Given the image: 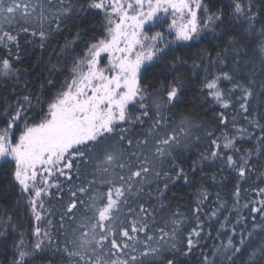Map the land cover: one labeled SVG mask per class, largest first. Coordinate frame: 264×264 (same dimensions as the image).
I'll return each instance as SVG.
<instances>
[{
    "label": "snow or ice",
    "instance_id": "snow-or-ice-1",
    "mask_svg": "<svg viewBox=\"0 0 264 264\" xmlns=\"http://www.w3.org/2000/svg\"><path fill=\"white\" fill-rule=\"evenodd\" d=\"M210 4L0 0V46L7 50L0 57V167L7 165L9 183L35 221L47 225L38 223L34 240H26L10 207L0 209V264H185L181 257L197 248L198 264H264V0H233L216 11ZM91 9L105 13L103 34L88 39L77 31L53 53L57 61H49L44 83L21 84L20 34L38 37L43 49L74 12ZM170 10L174 39L159 31L149 35L146 25L150 30L161 22L158 14ZM177 15L186 23L177 25ZM202 40L210 47L192 62L193 70L205 73L201 91L223 110L235 97L247 126L237 127L225 111L213 116L214 125L192 113L177 121L173 109L186 103L185 78H165L159 86L148 80L162 62L172 71L187 66L174 44ZM78 43L84 49L76 54ZM222 81L231 89H222ZM204 140L207 149L185 167ZM198 175L205 183L196 186L190 210L195 225L182 239L187 217L170 211L168 194L178 181L195 185ZM229 178L228 199L215 192V206L206 212L209 189L225 190ZM45 198L62 211L45 207ZM55 215L58 226L48 218ZM212 222L226 242L204 251L201 241L211 236L206 228Z\"/></svg>",
    "mask_w": 264,
    "mask_h": 264
},
{
    "label": "trees",
    "instance_id": "trees-1",
    "mask_svg": "<svg viewBox=\"0 0 264 264\" xmlns=\"http://www.w3.org/2000/svg\"><path fill=\"white\" fill-rule=\"evenodd\" d=\"M67 3L68 0H65ZM72 2L76 5L85 4L86 0H72ZM207 3L208 0H205ZM245 3L248 0H244ZM253 2H257V0H253ZM233 3V0H211L210 6H212V11H216L217 7H222L224 5H228ZM227 12H231L230 8L225 9ZM199 19H203L202 10L198 14ZM105 13L101 9H91L87 12H74L73 19L68 22L66 29L62 34L57 35L54 39H51L50 42L45 43V47L41 49L39 47V40L37 38H33L28 36L27 38L23 33L20 34L19 42L21 45L20 55L21 61L16 63V67L20 69L23 75L20 77L21 84L27 82L34 87H38L40 84L44 83V79L49 76L47 69L51 67L49 61L51 63H56L57 56L53 53H59L61 45H63L65 39H71L72 36L77 32H87L88 39L92 37H100L103 34V24H104ZM34 27H36L37 31L39 30V25L33 22ZM47 23L44 24V28L47 29ZM205 47H210L209 42L207 40H202L199 43L196 41L191 42H180L179 44H174L173 48L175 49V54L179 57H183L188 61L187 66L179 67L178 71H172L171 69H165L163 67V63L155 68L150 69V73L148 75V80L159 84L165 82V78L167 81H171L173 76L181 75L185 78V82L187 85L186 94H185V104H181L178 108L173 109L175 112L177 121L180 118V114H188L192 113L196 116L198 120H203L208 123H212L213 125L217 123L213 121V116L218 114L220 111H225L229 121L231 122L232 118L236 119V126H247L246 122L243 120V116L239 109V104L236 102L235 97H233V107L228 110H223L216 103L212 102L211 99L207 96L206 92L201 91L203 85L201 80L203 79L205 73L202 69H192V62L195 59L196 53ZM84 49L83 43H78L76 46V54H79ZM7 50L0 46V57L6 56ZM191 57V58H190ZM171 57H169L170 61ZM196 63H199V60H196ZM258 63V62H257ZM199 73V75H197ZM57 81H61L63 76L56 77ZM232 85L230 82L222 81L221 88L225 91L231 89ZM56 89L48 88L47 91L49 93L55 92ZM236 95H239L237 93ZM2 121H0V127H4ZM229 128H231V123H229ZM219 135V132H217ZM208 147V141L204 140L199 147H194L191 151V158L188 159L185 163V167H187L193 160H195L199 153L205 151ZM6 168L0 167V209L5 207H10L11 214H13V222L19 228V231L25 233V239L32 241L34 237L31 236V232L34 227L39 225L42 228H46L47 225L45 222H35L34 217L31 215L30 208L25 207V201L21 199L17 195V189L13 188L9 183L11 177L6 174ZM209 171H215V168L211 170H206L205 173L200 175H206ZM227 175V173H225ZM201 183H205L200 179L198 175L195 181V185H186L183 181H178L174 187H172L169 195V202L171 204L170 211H175L179 209L184 215L187 217V222L185 224V230L181 235L183 239L187 235V231H189L195 225V217L192 216L191 208L195 206V193L196 186ZM232 181L229 178L227 182V187L225 190H220L219 188H210L209 191L213 193L211 200L206 204L205 211L214 207L215 201V192L220 191L221 196L224 199H228V194L232 191ZM247 187V185H245ZM242 195H244L242 193ZM247 195H251L248 193ZM15 197V199H13ZM20 199V204H16V200ZM67 199V197L65 198ZM7 202V203H5ZM229 205H231V200L228 201ZM243 202V201H242ZM45 207L51 208L54 212L62 211V208L55 200L49 202L47 198H45ZM247 210H245L246 214ZM49 219L53 220V224L58 226L59 215L50 216ZM206 219V217H204ZM222 219V217H221ZM248 227L251 228V223L248 224ZM218 225L214 222L211 223V227L206 228L207 231H211V236H207L205 234L204 239L201 241V244L204 245V251H209L214 246L219 245L221 242H226L225 237H217L216 229ZM55 231V228L52 229ZM18 238V237H16ZM239 237H237L238 239ZM2 239V238H0ZM13 238L8 239V246L11 248ZM0 251H3V246L0 245ZM9 259L11 257L9 256ZM182 260L185 261V264H198L200 259V249L197 248L194 250L193 254L189 257H181ZM3 261V257L0 256V262Z\"/></svg>",
    "mask_w": 264,
    "mask_h": 264
},
{
    "label": "rangeland",
    "instance_id": "rangeland-1",
    "mask_svg": "<svg viewBox=\"0 0 264 264\" xmlns=\"http://www.w3.org/2000/svg\"><path fill=\"white\" fill-rule=\"evenodd\" d=\"M199 12L200 11L197 12V16H198ZM158 15L162 18L161 22L158 24H160V26L163 25V27H160L159 29H155V28H157V27H155L157 25H155V26L150 27V30H149V26L146 25L145 31H148L149 35H152L158 31L162 32V33H164V35L167 39L170 35L174 36L175 35L174 30L171 33L169 32V25L172 23V20H173V15L171 13V10L169 11L168 14L160 12ZM198 18H199V16H198ZM176 23H177V25H179L181 23H186V20L182 19L179 15H177L176 16Z\"/></svg>",
    "mask_w": 264,
    "mask_h": 264
},
{
    "label": "flooded vegetation",
    "instance_id": "flooded-vegetation-1",
    "mask_svg": "<svg viewBox=\"0 0 264 264\" xmlns=\"http://www.w3.org/2000/svg\"><path fill=\"white\" fill-rule=\"evenodd\" d=\"M155 27H157V28H155V29H159L160 27H163V25H161L160 26V24H157V26H155ZM174 39V36L173 35H170L169 37H168V40H173ZM23 125H22V123H21V125H20V127H22ZM16 135H19V132L18 131H16ZM0 163H2V162H0ZM3 167H5V168H7V165H4ZM10 176V175H9ZM11 177V176H10ZM25 207H27V204L25 203ZM36 222V221H35Z\"/></svg>",
    "mask_w": 264,
    "mask_h": 264
}]
</instances>
